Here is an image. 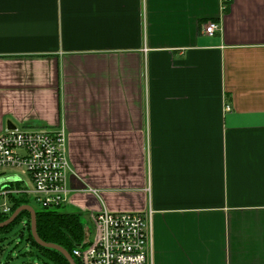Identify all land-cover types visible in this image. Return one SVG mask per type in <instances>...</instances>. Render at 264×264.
Instances as JSON below:
<instances>
[{
  "label": "crops",
  "instance_id": "1",
  "mask_svg": "<svg viewBox=\"0 0 264 264\" xmlns=\"http://www.w3.org/2000/svg\"><path fill=\"white\" fill-rule=\"evenodd\" d=\"M12 124L64 131L70 212L151 210L152 264H264V0H0Z\"/></svg>",
  "mask_w": 264,
  "mask_h": 264
},
{
  "label": "built area",
  "instance_id": "2",
  "mask_svg": "<svg viewBox=\"0 0 264 264\" xmlns=\"http://www.w3.org/2000/svg\"><path fill=\"white\" fill-rule=\"evenodd\" d=\"M232 0H223L224 8ZM220 29L209 22L206 31ZM228 109H230L228 107ZM24 168L32 187L19 174L0 184V211L11 209L9 195L27 194L40 207L62 208L69 204L72 170L66 154L63 130L11 128L0 134V170ZM22 183L10 187L9 183ZM152 211L112 212L103 209L91 216L94 238L86 237L73 251L81 264H152Z\"/></svg>",
  "mask_w": 264,
  "mask_h": 264
},
{
  "label": "trees",
  "instance_id": "3",
  "mask_svg": "<svg viewBox=\"0 0 264 264\" xmlns=\"http://www.w3.org/2000/svg\"><path fill=\"white\" fill-rule=\"evenodd\" d=\"M10 187H22V183H9ZM10 211L4 213L0 211V223L7 220L17 208L22 205H32L37 213V232L40 238L46 242H51L64 247L73 255L76 247L81 245L86 238V231L81 220L80 211L65 212L61 208L48 209L36 207L33 200L27 194H10L9 195ZM23 224V227L16 233L21 239L26 238L33 248H37L41 254H46L53 258L59 264H70L68 259L58 250L47 248L38 244L32 234L31 229V214L29 211H22L19 216L8 226L0 228V242L7 239V235L13 232L18 225ZM31 258L24 261L22 264H40L36 258H40L39 253H31ZM77 264L80 261L74 258Z\"/></svg>",
  "mask_w": 264,
  "mask_h": 264
},
{
  "label": "rangeland",
  "instance_id": "4",
  "mask_svg": "<svg viewBox=\"0 0 264 264\" xmlns=\"http://www.w3.org/2000/svg\"><path fill=\"white\" fill-rule=\"evenodd\" d=\"M7 175L19 174L26 181L29 178L28 173L24 168H15L3 170ZM70 195V194H69ZM34 206L38 207L39 205L33 201ZM61 211L70 212L71 210L68 206L61 208ZM81 220L84 224L85 229L90 233L89 237L94 238L95 236V226L88 217V214L81 213ZM23 227V224L17 226V228L7 235V239L3 242H0V264H22L24 261H28L31 258V253H36L40 255V258H36L37 262L40 264H59L56 260L49 257L46 254H41L38 252L37 248H33L31 244L27 241L26 238L21 239L16 233L20 231Z\"/></svg>",
  "mask_w": 264,
  "mask_h": 264
},
{
  "label": "water",
  "instance_id": "5",
  "mask_svg": "<svg viewBox=\"0 0 264 264\" xmlns=\"http://www.w3.org/2000/svg\"><path fill=\"white\" fill-rule=\"evenodd\" d=\"M15 127L16 126L12 124L8 126V129L15 128ZM25 210L29 211L31 214V229H32V234H33L35 241L41 246L58 250L68 259L70 264H77L72 254L68 252L64 247L58 244H55V243L46 242L40 238L37 232V213H36L35 208L32 205L25 204L17 208L15 212L7 220L0 223V228H3L11 224L13 221H15V219L19 216V214Z\"/></svg>",
  "mask_w": 264,
  "mask_h": 264
}]
</instances>
